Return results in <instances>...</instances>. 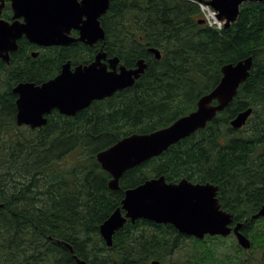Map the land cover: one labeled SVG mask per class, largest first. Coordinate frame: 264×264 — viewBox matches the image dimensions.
Masks as SVG:
<instances>
[{"label": "trees", "instance_id": "1", "mask_svg": "<svg viewBox=\"0 0 264 264\" xmlns=\"http://www.w3.org/2000/svg\"><path fill=\"white\" fill-rule=\"evenodd\" d=\"M200 20L193 0H110L101 17L104 50L129 68L144 58L145 73L75 116L53 111L36 129L17 124L12 88L53 76L40 64L50 55L23 61V42L10 64L0 62V264H78L74 255L87 264H264V217L252 219L264 204V2L244 3L228 28ZM95 51L79 45L70 54L88 59ZM251 55L248 79L204 129L125 172L120 190L109 187L97 152L193 111L224 64ZM249 107L247 123L233 129L230 120ZM161 175L218 185L222 208L244 222L251 249L232 235L198 239L146 219L128 220L108 246L99 228L121 207L124 190ZM256 251L262 255L251 259Z\"/></svg>", "mask_w": 264, "mask_h": 264}, {"label": "water", "instance_id": "2", "mask_svg": "<svg viewBox=\"0 0 264 264\" xmlns=\"http://www.w3.org/2000/svg\"><path fill=\"white\" fill-rule=\"evenodd\" d=\"M2 1L0 9L3 7ZM14 10L12 23L0 20V59L10 62L9 51L17 50L16 40L23 35L34 44L62 45L80 40L88 45L104 41L106 31L101 17L110 8V0H11ZM214 8L219 20L228 28L240 14L246 2L264 0H199ZM23 17V21L20 18ZM204 23V20H200ZM72 29L79 37L70 35ZM157 59L158 48H150ZM107 53L101 48L89 64L72 68L68 61L54 78L41 84L26 81L17 84L13 91L18 95L16 122L33 129L47 124V116L54 109L62 114L76 115L92 101L114 95L126 89L145 73L148 63L139 59L136 66L128 68L115 56L105 62ZM118 64L120 66L118 67ZM254 66V57H245L236 63L221 67L222 77L209 92L204 93L197 107L176 119L170 125L149 133H132L113 145L97 152L103 170L111 174L109 187L120 190V179L131 170L153 157L167 151L172 145L204 129L218 113L235 98ZM249 107L230 120L233 129L242 128L251 115ZM219 186L211 182H193L183 178L168 181L164 175L124 190L121 207L117 208L101 225L100 234L108 246L114 243V234L128 220L146 219L158 224H172L180 233L204 239L207 235L227 237L234 234L244 249L252 246L250 238L242 231L244 222H235V215L222 208L218 197ZM264 217V205L252 219ZM72 251V248L69 246ZM78 264L85 260L74 256ZM151 264H161L154 259Z\"/></svg>", "mask_w": 264, "mask_h": 264}, {"label": "flooded vegetation", "instance_id": "3", "mask_svg": "<svg viewBox=\"0 0 264 264\" xmlns=\"http://www.w3.org/2000/svg\"><path fill=\"white\" fill-rule=\"evenodd\" d=\"M1 3H2V1H0V6H1ZM11 3H12L11 0H4L3 7L0 9V20H5V21H8L10 23H12L14 21V19H13L14 10L12 8ZM20 20L23 21V17H21ZM79 34L80 33H79V31L77 29H72V31L70 33V35L72 37H76V38L79 37ZM23 42H24L23 46H25V48L24 49L22 48V51H21V54L23 55V61L29 60L31 57L32 58H37L40 54L47 53V54L50 55V57L43 59L40 64L43 65V68H45V70L48 69L49 73H54V75L49 77V78H47L44 81L50 80V79L54 78L55 76H57L62 71L63 65L65 63H67L68 61L71 62L72 68H74L75 66H77L79 64H83V65L89 64L95 59V56L97 55V53L99 51H101L102 47H103V49H105V45L103 44V41H98L92 46L88 45V44H86V43H84V42H82L80 40H76L74 42H71V43H68V44H62V45L43 46V45H37V44L31 43L27 39V37L25 35H23L22 37H20V38H18L16 40V44L18 46L17 50H15V51L10 50L9 51L10 61L13 58L12 55H14V54H16V53H18L20 51V46H21V44ZM79 45H83V46H86V47H89V48H91V47L95 48L96 51L94 52V56L91 57L92 56L91 55L87 59V58L83 57L85 55L82 54L81 52H75V56L71 55L70 54V49L76 48ZM30 55H31V57H30ZM73 57H78V58L74 59ZM110 58H112V57L108 56V53H107V58H106L105 62H108V60ZM1 61L7 62V61H5L2 58L0 59V62ZM6 64H10V62H7ZM121 64H123V63H121ZM119 66H120V64H118V67ZM44 81H42L41 83H43ZM21 82H26V81H21ZM21 82H18L17 84H19ZM41 83H37V84H41ZM14 87L12 88V91H13ZM13 93H14V91H13ZM15 95H17V94H15ZM17 98H18V95H17ZM99 100H102V99H99ZM94 101H97V100H94ZM94 101H92V103ZM16 104H17V99H16ZM88 107H86V108H88ZM86 108H84V109H86ZM53 111H59V110L58 109H54ZM50 114L46 115L47 119H48V116ZM63 115L70 116V115H66V114H63ZM73 116H75V115H73ZM235 222L237 223V222H242V221H236V219H235Z\"/></svg>", "mask_w": 264, "mask_h": 264}, {"label": "built area", "instance_id": "4", "mask_svg": "<svg viewBox=\"0 0 264 264\" xmlns=\"http://www.w3.org/2000/svg\"><path fill=\"white\" fill-rule=\"evenodd\" d=\"M202 8L203 17L211 27L221 28L222 22L218 20L216 11L208 5L199 3Z\"/></svg>", "mask_w": 264, "mask_h": 264}, {"label": "rangeland", "instance_id": "5", "mask_svg": "<svg viewBox=\"0 0 264 264\" xmlns=\"http://www.w3.org/2000/svg\"><path fill=\"white\" fill-rule=\"evenodd\" d=\"M202 17V16H201ZM231 238H234V239H236V241H237V243H238V240H237V238H236V236L234 235V234H232V237ZM239 245V244H238ZM240 246V245H239ZM241 247V246H240ZM256 247H260V245H258V246H256ZM263 247V246H262ZM242 248V247H241ZM242 249H244V248H242ZM251 249V248H250ZM250 249H248V250H250ZM244 250H247V249H244ZM184 257L186 256L185 255V253L184 254H182ZM262 255V252L261 251H256V252H254L253 254H251V259L252 258H254V257H260ZM162 264H166V262L165 263H162Z\"/></svg>", "mask_w": 264, "mask_h": 264}, {"label": "bare ground", "instance_id": "6", "mask_svg": "<svg viewBox=\"0 0 264 264\" xmlns=\"http://www.w3.org/2000/svg\"><path fill=\"white\" fill-rule=\"evenodd\" d=\"M75 256V255H74Z\"/></svg>", "mask_w": 264, "mask_h": 264}]
</instances>
